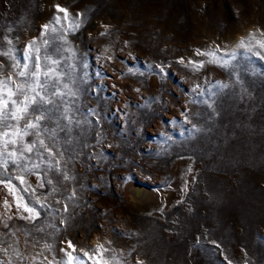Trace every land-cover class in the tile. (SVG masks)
Returning <instances> with one entry per match:
<instances>
[{
	"label": "rangeland",
	"instance_id": "rangeland-1",
	"mask_svg": "<svg viewBox=\"0 0 264 264\" xmlns=\"http://www.w3.org/2000/svg\"><path fill=\"white\" fill-rule=\"evenodd\" d=\"M33 40L42 66L59 61L65 95L41 123L67 126L55 140L70 179L36 149L20 163L39 168L0 167L16 188L0 183V261L56 264L65 249L82 264H264V0H0V80H23Z\"/></svg>",
	"mask_w": 264,
	"mask_h": 264
},
{
	"label": "snow or ice",
	"instance_id": "snow-or-ice-1",
	"mask_svg": "<svg viewBox=\"0 0 264 264\" xmlns=\"http://www.w3.org/2000/svg\"><path fill=\"white\" fill-rule=\"evenodd\" d=\"M55 8L58 12L64 13V17H68V11L66 8L61 7L60 5H55ZM79 17H83V13H77L76 14ZM57 22H59L60 17H56ZM80 27V23L73 21V28L72 30H78ZM107 27V26H104ZM43 32L46 34L49 31V25H43ZM51 31H55V29H51ZM106 33H101V35H105ZM11 43V41H9ZM43 43L45 45L48 44L47 40H44ZM64 43L67 44V40H64ZM259 46L264 49V42H258ZM36 44V41L33 40L26 46L25 56L24 59L26 61H32V67H29L28 63L23 64L21 71L16 73V76L22 77L23 80L20 82H17L16 80L12 79V76L9 75L6 80H0V128H12L14 131L9 133L8 131L0 132V167H3L5 171H7V165L9 163L15 165L17 168H21L22 171L31 172L32 169L39 168V164H32L31 168H28L27 166H22L20 161L23 159H27L24 156V153L31 154L34 149L37 150V155L41 157V162H44L45 157L44 153H47V165L48 170L51 171L55 169L56 172H62L60 169V161L64 157L65 153L60 151L59 144L55 140V137L57 135V129L59 131H64L67 127L66 125L64 127H60V125L57 123V128L49 129L46 126L42 125V121L44 120H51L50 113L52 112V108L45 107V105H52L56 111H60L59 105L56 103L52 97H58L62 98L65 95V92L61 91L58 87L60 80L62 79V73L57 71L56 67H49L48 63L50 62L53 65L59 64L58 60H51L50 57L45 54L43 57L45 64L41 65V59L40 56V49L35 48L34 45ZM244 42H240V47H244ZM66 51H69L71 55L75 56V51L71 48H66ZM11 53V49H9L7 52L0 53V55L9 56ZM203 54V53H198ZM207 55H211L215 58L216 53L215 51L211 53H207ZM12 59H15L12 57ZM215 62V61H214ZM183 63V61H181ZM189 63H193L192 61H189ZM227 62L221 63L220 66H225ZM3 65L0 64V68H2ZM13 67H21L19 61H17ZM199 67H202L200 65ZM131 71V69H129ZM41 76L44 77L43 80H41ZM8 81H11V83L16 84V90L14 91L12 88L9 87ZM51 81H54L50 84ZM51 87L54 89L51 93H48V88ZM64 88H68L67 84L63 85ZM222 87H226V85H222ZM39 89V90H38ZM70 91V90H69ZM138 91V89H137ZM71 95H75V93H70ZM22 96V99H13V97ZM6 97V98H5ZM11 104V110H9V105ZM9 119L15 120L17 123L15 125L6 124V121ZM58 120H67L68 124L72 123V117L69 115V109L65 108L63 110V113L57 118ZM25 121L23 127H20V121ZM31 129L32 131H29ZM47 133V138L51 141H53L52 145L49 146L45 142V139L43 138V135ZM26 136H34L35 139L31 141L25 142L24 137ZM19 138V144L22 145V147L19 148V151L15 147L12 149H9V145L17 146ZM68 141L66 140L65 143ZM39 149H43V152H40ZM53 161L55 163L53 164ZM63 179L69 180L70 177L67 172H62ZM16 179H19L21 184H26L27 181L24 177V175H19L16 177ZM52 180H47L48 184H52ZM0 183H4V186L8 188V191L10 194L15 195L16 194V188L14 185L11 184V177L9 178L8 182L5 183L3 180H0ZM30 187V186H29ZM39 187H44V184L41 183ZM27 190V189H25ZM35 191V189H33ZM53 192L56 191L55 188L52 189ZM23 197H20L17 202V208H23V210L30 215L28 217H22L24 219L29 220H35L40 216L39 211H37L34 207L28 206V204L23 203ZM37 203H40L41 207H45V205L40 202L39 200ZM59 203V201H57ZM5 206L10 207L7 200L4 201ZM67 208L65 207V211ZM46 248H50V245H45ZM68 247L72 249L74 252L75 246L72 244L71 241H68ZM61 251L64 252L65 256L67 257L66 260H59L56 262V264H73V261L76 262V264H82V261L80 260V257L73 256L72 252L66 251L65 249H61ZM97 253H99L101 256L103 255V252L109 251V249L105 248L103 245H98L97 247ZM84 255H89L88 252H85ZM0 264H4L3 261H0ZM49 264H52L50 261ZM104 264H108V261L105 260ZM138 264H143V261H139Z\"/></svg>",
	"mask_w": 264,
	"mask_h": 264
}]
</instances>
